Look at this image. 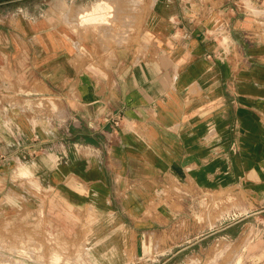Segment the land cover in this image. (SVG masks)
Listing matches in <instances>:
<instances>
[{
  "label": "crops",
  "instance_id": "0c3cea01",
  "mask_svg": "<svg viewBox=\"0 0 264 264\" xmlns=\"http://www.w3.org/2000/svg\"><path fill=\"white\" fill-rule=\"evenodd\" d=\"M106 7L0 0V240L29 264L51 235L81 264L174 256L215 195L264 211V0H144L135 35L131 0L118 34L80 22Z\"/></svg>",
  "mask_w": 264,
  "mask_h": 264
},
{
  "label": "rangeland",
  "instance_id": "374dc122",
  "mask_svg": "<svg viewBox=\"0 0 264 264\" xmlns=\"http://www.w3.org/2000/svg\"><path fill=\"white\" fill-rule=\"evenodd\" d=\"M60 1L63 0H27L30 6L34 8L33 11H38L39 6H43L47 2L57 4ZM69 1L81 2L87 0ZM115 1L116 8L109 10L107 7L100 10L96 9L95 11H102V15L99 13V16L95 17V19H92L91 14H87V12H91L90 9L85 14L80 13V22L89 23L92 20H95V22H110L118 34L121 31L120 29L123 28L120 16L123 10L118 8L120 0ZM131 2L133 9L130 28L132 29V35H135L139 33V27L135 24L140 12L138 6L144 0H131ZM126 27L128 31V26ZM261 204L264 205V201ZM262 208L264 206L262 207L261 205ZM226 211L230 214L231 208L221 210V202L218 195H215L213 200L209 202H197L195 215L189 222L190 225H195V228H183L184 231L180 234L179 252L174 254V256H171L172 253L160 256L151 254L149 256L151 259H142L135 264H234L236 261H240L241 264H258L264 259V211H260L257 216L253 217L241 216L238 213L225 217ZM181 223L188 224L187 221H182ZM226 224H231V227L223 228ZM203 226L206 228H203ZM4 228H22L19 231L17 245L31 248L35 255L30 259L44 261L45 249L43 248L42 234L36 233V236L32 234L30 237L28 232H26L28 228V223L26 222H21L19 225L15 222H6ZM187 230H190V233ZM9 236L10 240L11 235L9 234ZM47 240H51V249L46 251L47 257L50 255L49 258L53 262L51 264H81L78 263L75 248L71 249L69 245L66 249L62 246L60 247V240L56 235H51L50 239L47 236ZM1 245L6 246V241L1 242L0 240V264H29V257L25 256L30 255L27 248L20 247L11 250L7 247L1 249ZM11 252L23 255H15ZM55 252H60L61 257L58 258ZM54 261H57V263Z\"/></svg>",
  "mask_w": 264,
  "mask_h": 264
}]
</instances>
